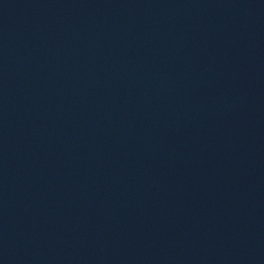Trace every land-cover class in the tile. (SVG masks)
Instances as JSON below:
<instances>
[{"label":"water","instance_id":"water-1","mask_svg":"<svg viewBox=\"0 0 264 264\" xmlns=\"http://www.w3.org/2000/svg\"><path fill=\"white\" fill-rule=\"evenodd\" d=\"M0 264H264V0H0Z\"/></svg>","mask_w":264,"mask_h":264}]
</instances>
